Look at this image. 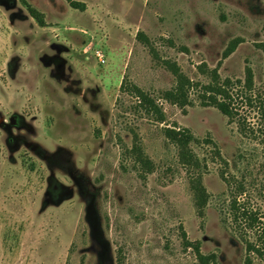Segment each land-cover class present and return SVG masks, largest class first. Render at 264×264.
<instances>
[{
	"label": "rangeland",
	"instance_id": "obj_1",
	"mask_svg": "<svg viewBox=\"0 0 264 264\" xmlns=\"http://www.w3.org/2000/svg\"><path fill=\"white\" fill-rule=\"evenodd\" d=\"M73 1L81 4L0 0V264H199L185 240L218 264H243L223 221L225 179L244 182L250 204L264 210L262 120L245 98L264 99V1ZM163 60L202 83L200 63L241 84L248 65L252 92L233 91L240 124L194 91L183 110L164 100L175 78ZM131 85L156 99L163 123L141 110ZM174 125L199 139L198 169L164 135ZM195 171L209 193L202 216L189 185Z\"/></svg>",
	"mask_w": 264,
	"mask_h": 264
},
{
	"label": "trees",
	"instance_id": "obj_2",
	"mask_svg": "<svg viewBox=\"0 0 264 264\" xmlns=\"http://www.w3.org/2000/svg\"><path fill=\"white\" fill-rule=\"evenodd\" d=\"M264 1V0H263ZM70 6H77L81 3L73 0H67ZM29 15L35 19V21L43 26V15L36 9L23 2ZM139 38L143 39L147 45L149 41L145 39L142 33H137ZM240 42L239 38L231 40L224 49L223 56H228L232 53L237 44ZM150 46V45H149ZM151 52L154 51L151 48ZM162 64L173 74L175 78V84L169 89L162 91L161 97L171 104L180 107L182 110L185 106L191 105L190 91L195 92V96L198 102L202 106H213L223 115H225L229 122L237 120L240 124L239 113L234 107V93L236 87L242 85L247 91L252 92L253 89V73L252 69L245 66V77L243 84L239 79L233 81L230 78L221 79L218 73V67L208 68L204 63L197 65V69L200 73L206 74L209 81L206 83L193 81L185 73L182 72L176 61L163 60ZM124 86V84L122 85ZM130 92L139 101V107L141 110L150 115L155 121L163 123L165 121V114L160 105L156 102V99L151 97L147 92L143 91L136 85L130 86ZM237 91V89L235 90ZM245 94L247 104L257 106L260 117L262 120V136L264 142V99L255 95ZM239 128L244 130L245 124L241 123ZM164 135L166 138L177 146L178 157L183 165L189 170H196L200 167V161L198 157L193 153L191 149L192 143H198L199 139L185 127L165 126ZM207 142H211L210 140ZM212 143V142H211ZM213 150L216 155H219V150L213 143ZM132 152L136 160L141 164V167L147 171L151 170V163L142 154L140 147L133 145ZM225 179V178H224ZM229 189V201L227 203V211L224 214L223 221L229 224L233 235L241 243L243 250V264H264V210L260 207H254L250 204L247 194L245 183L236 181L230 183L226 180ZM189 185L194 194V204L197 212L200 216L203 215V210L206 206L209 193L202 184L201 174L198 172L191 173L189 179ZM262 189L260 190V193ZM244 195V196H243ZM185 237V233H182ZM185 247H190L196 254L199 264H218L216 255L214 253L201 254L199 251L198 242L189 240L184 241ZM120 264V260L118 261Z\"/></svg>",
	"mask_w": 264,
	"mask_h": 264
},
{
	"label": "built area",
	"instance_id": "obj_3",
	"mask_svg": "<svg viewBox=\"0 0 264 264\" xmlns=\"http://www.w3.org/2000/svg\"><path fill=\"white\" fill-rule=\"evenodd\" d=\"M95 55H96V57L98 58L99 61H101V62L104 61V60H103V55H102V53H100L99 51H97V52L95 53Z\"/></svg>",
	"mask_w": 264,
	"mask_h": 264
}]
</instances>
